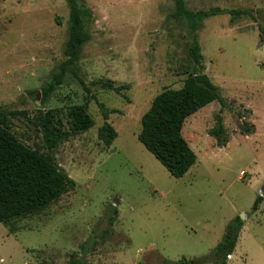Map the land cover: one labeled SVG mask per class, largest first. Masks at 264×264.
Returning a JSON list of instances; mask_svg holds the SVG:
<instances>
[{"label": "rangeland", "instance_id": "rangeland-1", "mask_svg": "<svg viewBox=\"0 0 264 264\" xmlns=\"http://www.w3.org/2000/svg\"><path fill=\"white\" fill-rule=\"evenodd\" d=\"M78 1L93 13L91 39L44 101V88L67 59V0H0V107L26 113L11 120L12 132L54 156L75 181L40 214L0 223V264L195 261L213 252L237 217L244 225L226 264H264V0H185L191 11L219 7L251 16L210 17L197 31L205 73L223 103L185 122L183 135L198 159L181 179L138 140L153 100L182 88L194 66L188 24L173 17L175 0ZM108 83L129 88L117 93ZM77 105L94 127L50 151L41 111H59L68 129ZM101 105L118 132L110 147L98 136ZM220 120L223 146L211 134ZM244 127L254 133L243 135Z\"/></svg>", "mask_w": 264, "mask_h": 264}, {"label": "trees", "instance_id": "trees-1", "mask_svg": "<svg viewBox=\"0 0 264 264\" xmlns=\"http://www.w3.org/2000/svg\"><path fill=\"white\" fill-rule=\"evenodd\" d=\"M70 8L68 41L66 43V61L59 66V72L53 76V82L43 90L45 101L63 84L65 76L74 69L80 60L91 35L88 25L93 19L92 11L78 0H67ZM176 12L173 17L188 24L192 36L189 55L194 66L184 86L180 89H167L152 102L151 108L141 120L139 142L155 159L176 179L183 178L197 163V155L183 135L185 122L189 117L217 101L223 103L220 88L205 73L202 49L198 42L197 31L203 22L214 16L229 14L234 22L251 13L240 9L211 8L207 11L187 9L185 0H175ZM112 91L120 93L128 86L114 87L105 85ZM103 109L104 124L98 131L99 139L110 147L118 137V132L108 122L109 113ZM18 116L26 117L24 112L10 111L0 107V223H10L38 215L65 194L75 189L73 181L58 165L54 156L43 155L22 143L12 132L10 123ZM68 129L60 117L59 111H41L38 117L44 133L47 147L54 151L65 141L83 134L94 127L95 122L83 105L74 106L68 114ZM243 135L254 133V128L244 127ZM221 146L226 142L225 131L220 120L219 127L211 132ZM263 197L257 198L253 211L258 210ZM240 217L229 225L223 240L213 252L201 259L191 261L183 258L180 261H166L161 264H226L228 256L236 249L239 234L243 228ZM69 264H88L83 258L73 259Z\"/></svg>", "mask_w": 264, "mask_h": 264}, {"label": "built area", "instance_id": "built-area-1", "mask_svg": "<svg viewBox=\"0 0 264 264\" xmlns=\"http://www.w3.org/2000/svg\"><path fill=\"white\" fill-rule=\"evenodd\" d=\"M241 175H242V176H245V175H246V173H245V172H242V173H241Z\"/></svg>", "mask_w": 264, "mask_h": 264}, {"label": "water", "instance_id": "water-1", "mask_svg": "<svg viewBox=\"0 0 264 264\" xmlns=\"http://www.w3.org/2000/svg\"><path fill=\"white\" fill-rule=\"evenodd\" d=\"M38 99H39V95H38ZM263 196H264V193H263ZM243 216H245V215H243Z\"/></svg>", "mask_w": 264, "mask_h": 264}]
</instances>
